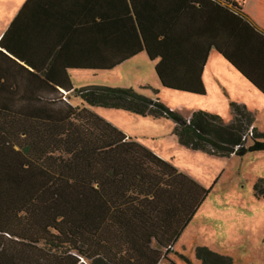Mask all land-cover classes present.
Listing matches in <instances>:
<instances>
[{"label": "trees", "instance_id": "16d2710c", "mask_svg": "<svg viewBox=\"0 0 264 264\" xmlns=\"http://www.w3.org/2000/svg\"><path fill=\"white\" fill-rule=\"evenodd\" d=\"M187 1L225 12L232 20L226 37L234 44L254 40L264 46V36L238 15L242 0H173L177 5L168 18L163 10L153 14L147 0H127L132 17L125 32L108 34V45L125 41L121 55L113 63L76 67L109 70L146 51L151 60L160 58L156 72L164 88L205 95L201 75L209 50L200 60L186 61L174 39ZM214 47L264 95V85L247 64L222 42ZM51 68L43 76V96L20 95L19 83L5 91L7 83L0 80V264H174L168 253L210 190L90 108L171 119L182 145L220 157L264 151L256 114L231 103L230 123L202 110L185 119L133 88L72 90L68 77L54 78ZM182 70L192 71L193 79H176ZM69 94L86 107L70 105L63 99ZM250 131L253 144L247 145ZM261 185L264 180L255 189ZM195 253L201 264H234L208 247Z\"/></svg>", "mask_w": 264, "mask_h": 264}, {"label": "crops", "instance_id": "0c3cea01", "mask_svg": "<svg viewBox=\"0 0 264 264\" xmlns=\"http://www.w3.org/2000/svg\"><path fill=\"white\" fill-rule=\"evenodd\" d=\"M14 1L19 0H0L3 6L1 10L3 13L6 12L0 15L2 18L0 40L4 37L0 51L6 54L5 56L0 53V80L7 83L4 86L5 91H12L13 84L19 83L16 89L20 95L43 96V76L51 67V74L54 78L60 74L68 77L72 90H75L72 84L75 74L89 73L97 76L105 72L117 73L126 67L132 75L131 78L118 80L108 87L133 88L149 96L148 93L153 84L147 76L152 71L154 78L152 81L156 82L154 86L164 88L156 72L160 58L151 60L146 51L137 53L109 70L76 67V64L84 66L81 64L113 63V59L121 55L118 50L126 48L124 47L125 41L116 39L113 45H108V34L109 32L118 34L125 32L128 26V22L126 24L125 21L132 17L127 11V0H31L27 5L28 0H22L19 8L12 13L9 7ZM172 1L147 0L153 14L155 12L156 15L158 10H163L167 18L170 13L172 14L173 6L177 5ZM238 15L264 36V0H242V11ZM5 16H7L6 19H4ZM230 21L232 20L225 12L212 4L202 7L192 5L187 1L181 8L179 25L174 30V39L178 42L182 52L180 58L186 61L189 58H195L197 61L202 58L204 51L209 50L201 75L205 95L184 93L202 97H210L211 92L214 94L212 101L197 102L191 115L200 110L221 115L224 114L222 113L224 109L231 107V103L244 105L249 111L254 112L256 110L254 99H258V93L263 95L214 47V42H222L224 47H229L234 56L243 64H247L248 69L264 85V56L261 53L264 51V46L254 40L236 45L227 39L226 29ZM170 25L173 26L172 23ZM170 25L169 28H171ZM254 45L259 46L256 48ZM2 48H9V53ZM109 48L115 50V53L109 55L107 52ZM147 63L151 66L145 68ZM144 69L148 72L146 73ZM190 72L192 71L182 70L180 75L177 74L179 76L176 79L188 82L193 79ZM71 95L79 99V106L72 104ZM249 96L251 99L248 98ZM67 99L73 107H86L80 98L73 94H69ZM255 112L258 113L259 110ZM128 139L132 138L128 137ZM153 152L164 159L156 151ZM175 244L168 253L170 261H172L170 255L174 251ZM162 263L169 264L165 260Z\"/></svg>", "mask_w": 264, "mask_h": 264}, {"label": "rangeland", "instance_id": "374dc122", "mask_svg": "<svg viewBox=\"0 0 264 264\" xmlns=\"http://www.w3.org/2000/svg\"><path fill=\"white\" fill-rule=\"evenodd\" d=\"M21 4L22 0L12 2L9 11L14 13ZM1 8L3 6L0 3V15H3L6 12L3 13ZM6 18L7 16L4 17ZM1 19L0 17V22ZM149 66L151 64L147 63L144 67ZM113 72L97 76L89 73L75 74L72 84L77 90L109 86L132 76L127 67L117 73ZM147 77L153 84L147 97L158 99L185 119L191 115L197 102L214 99L212 92L210 97H202L167 90L158 85L155 87L152 71ZM248 98L251 99V96ZM257 98L254 103L259 112H253L257 113L255 125L260 132H264V95L258 93ZM70 99L73 105H80L79 99L72 95ZM91 110L134 141L162 155L178 170L210 190L175 244L170 255L175 264H200L195 251L201 246L232 258L234 264H264V185L255 189V185L264 180V151L250 152L242 157L213 156L182 145L174 135L175 123L171 119L142 116L120 109L95 107ZM222 113L224 114L219 115L224 121L231 122V107H227ZM251 144L253 140L249 138L247 145Z\"/></svg>", "mask_w": 264, "mask_h": 264}, {"label": "built area", "instance_id": "2783aa9c", "mask_svg": "<svg viewBox=\"0 0 264 264\" xmlns=\"http://www.w3.org/2000/svg\"><path fill=\"white\" fill-rule=\"evenodd\" d=\"M63 99L65 100V101H67V98H66V95L63 97ZM251 135H252V133H251V131L249 132V134H247L245 137H244V139L246 140H248L249 138H251Z\"/></svg>", "mask_w": 264, "mask_h": 264}]
</instances>
